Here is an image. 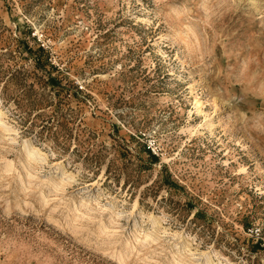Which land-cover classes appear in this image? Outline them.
I'll return each mask as SVG.
<instances>
[{
    "label": "rangeland",
    "instance_id": "obj_1",
    "mask_svg": "<svg viewBox=\"0 0 264 264\" xmlns=\"http://www.w3.org/2000/svg\"><path fill=\"white\" fill-rule=\"evenodd\" d=\"M0 118V264H264V0H0Z\"/></svg>",
    "mask_w": 264,
    "mask_h": 264
},
{
    "label": "bare ground",
    "instance_id": "obj_2",
    "mask_svg": "<svg viewBox=\"0 0 264 264\" xmlns=\"http://www.w3.org/2000/svg\"><path fill=\"white\" fill-rule=\"evenodd\" d=\"M0 122H2L1 118H0ZM2 123H3V122H2ZM135 206H136V205L134 204V205H133V208H134ZM208 263H209V262H208Z\"/></svg>",
    "mask_w": 264,
    "mask_h": 264
}]
</instances>
